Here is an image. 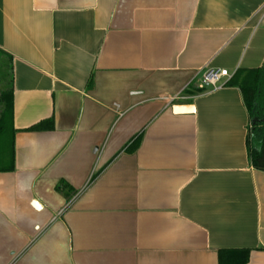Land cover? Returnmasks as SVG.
I'll return each mask as SVG.
<instances>
[{
	"label": "crops",
	"instance_id": "obj_1",
	"mask_svg": "<svg viewBox=\"0 0 264 264\" xmlns=\"http://www.w3.org/2000/svg\"><path fill=\"white\" fill-rule=\"evenodd\" d=\"M0 57V264H264L241 93L197 92L207 69L263 65L264 0H0Z\"/></svg>",
	"mask_w": 264,
	"mask_h": 264
},
{
	"label": "trees",
	"instance_id": "obj_2",
	"mask_svg": "<svg viewBox=\"0 0 264 264\" xmlns=\"http://www.w3.org/2000/svg\"><path fill=\"white\" fill-rule=\"evenodd\" d=\"M4 65V64H3ZM1 64V66H3ZM7 83L0 92V172L13 170V127H12V65L11 59L4 66ZM91 86V79L88 82ZM227 87L237 88L249 116V125L245 139L247 155L253 169L264 172V63L258 69L237 70L225 83ZM203 90H197L202 92ZM196 92V93H197ZM52 128L47 120L28 131H43ZM136 143L127 152L133 153ZM218 264H247L250 250L227 249L218 251Z\"/></svg>",
	"mask_w": 264,
	"mask_h": 264
},
{
	"label": "built area",
	"instance_id": "obj_3",
	"mask_svg": "<svg viewBox=\"0 0 264 264\" xmlns=\"http://www.w3.org/2000/svg\"><path fill=\"white\" fill-rule=\"evenodd\" d=\"M230 78L231 75L226 70L207 69L202 75V79L200 84L198 85V89H217L224 85L222 84L223 80H226L227 82Z\"/></svg>",
	"mask_w": 264,
	"mask_h": 264
},
{
	"label": "rangeland",
	"instance_id": "obj_4",
	"mask_svg": "<svg viewBox=\"0 0 264 264\" xmlns=\"http://www.w3.org/2000/svg\"><path fill=\"white\" fill-rule=\"evenodd\" d=\"M1 64L3 65V66H1ZM7 64V62H6V60L5 59H2L1 57H0V92H1V90H3V89H5V85H6V83H7V78L6 77H4V75H5V69H4V66Z\"/></svg>",
	"mask_w": 264,
	"mask_h": 264
},
{
	"label": "water",
	"instance_id": "obj_5",
	"mask_svg": "<svg viewBox=\"0 0 264 264\" xmlns=\"http://www.w3.org/2000/svg\"><path fill=\"white\" fill-rule=\"evenodd\" d=\"M186 107L183 108L182 106H175V107H173V112L176 113V114L192 112V108H190L188 106H186Z\"/></svg>",
	"mask_w": 264,
	"mask_h": 264
}]
</instances>
